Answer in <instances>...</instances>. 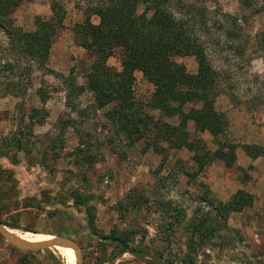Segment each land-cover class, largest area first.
Listing matches in <instances>:
<instances>
[{"label": "rangeland", "instance_id": "obj_1", "mask_svg": "<svg viewBox=\"0 0 264 264\" xmlns=\"http://www.w3.org/2000/svg\"><path fill=\"white\" fill-rule=\"evenodd\" d=\"M51 1L22 0L9 15L8 26L0 27V224L19 233L67 237L78 245L81 264H184V230L174 225L171 231L167 222L159 225L156 202H174L189 219L201 206L213 216L216 207L200 202L204 194L224 204L244 191L252 195V205L210 218L211 227L217 225L215 238L199 249L194 264H264V156L250 158L243 149H264V105L259 100L255 107L248 106L252 96L246 90L254 87L242 84L243 78L264 79V50L257 46L264 31V0H193L236 19L232 25L219 13L211 16L224 28L211 30L215 42L206 47L213 67L236 83L218 85L214 102L215 110L226 117L222 139L235 147V159L230 165L214 159L203 170L185 148L170 149L161 142L157 151L152 132L140 140L125 138L108 119L112 105L97 107L86 85L93 57L73 38L87 2L55 0L65 12L47 60L39 66L21 57L19 47L27 46L15 42L12 33H31L38 18L49 19ZM91 23L98 19L92 16ZM120 61L121 53L115 51L107 66L120 70ZM175 61L189 74L196 73L193 56ZM133 79L134 102L153 119L176 125V117L149 106L154 87L140 71L133 72ZM228 88L234 89L236 101ZM192 107L200 104L187 103L183 110ZM186 129L189 140L198 138L202 149L216 150L212 137L195 131L192 121ZM88 209L95 234L86 227ZM115 230L129 232V246L141 254L110 259L114 244L102 237ZM0 264L66 263L54 248L23 251L0 236Z\"/></svg>", "mask_w": 264, "mask_h": 264}, {"label": "trees", "instance_id": "obj_2", "mask_svg": "<svg viewBox=\"0 0 264 264\" xmlns=\"http://www.w3.org/2000/svg\"><path fill=\"white\" fill-rule=\"evenodd\" d=\"M83 1L87 2L82 8L84 18L74 26L73 38L79 47L93 57L86 75V85L93 93L98 108L112 105L107 116L116 126V130L131 141L140 140L146 133L152 132L155 139L153 147L157 151L160 152L157 146L161 142L167 144L170 149L185 148L193 152V160L200 170L214 159L230 165L235 159V147L222 139L227 121L223 114L215 110L214 102L219 94L218 85L236 83H233L230 74L217 71L213 67L206 47L209 42H215L211 30L214 27L224 28L220 21L215 22L214 17L212 22L211 16L219 13L232 25L236 24V19L226 13L210 11L204 5L199 7L193 0ZM20 2L22 0H0V27L8 26L9 15ZM50 10L51 17L47 20L38 18L33 32L12 33L15 42L27 46L19 47L21 57L30 60L32 58L39 66L47 60L56 31L62 26L64 18L65 11L60 2L51 1ZM92 16L98 19L95 25L91 23ZM227 34L233 36L232 39L236 37L230 31ZM257 46L259 50H264V31L257 37ZM115 51L121 53L120 70L107 66V60ZM185 56L195 58V74H189L182 64L175 61L176 57ZM7 67L12 70L11 65ZM135 70L140 71L146 81L154 87L149 106L168 118L176 117V125L153 119L134 102L132 84ZM243 79V85L254 87L246 90L252 96L248 100V106L255 107L257 101H262L260 105H264V79L258 76ZM233 91L232 88L227 89L230 98L236 101L237 97ZM187 103H199L200 107H192L185 112L183 108ZM28 119L34 120L33 113ZM188 121L194 123L195 131L207 132L212 137L217 144L214 152L202 149L198 138L189 140L190 133L186 129ZM26 128L29 129L27 126ZM243 149L250 158L264 156V149L261 147L245 145ZM139 200L147 202L145 197L140 196ZM204 201L207 208L216 207L213 208V216H210L212 212L209 209L203 213L200 205L189 219H186L185 210L179 209L176 204L173 205L174 202H156L155 212L160 214L161 220L159 225L163 226L167 222L165 226H169L171 231L174 225L177 231L179 228L184 230L187 248L182 259L184 264H194L199 249L215 238L217 225L211 227L210 218L241 212L252 205L253 197L247 192L238 191L224 204L209 200L205 194L200 198L201 203ZM87 212L86 227L90 233H94V216L90 209ZM128 234L129 232L115 230L102 237L109 244H114L110 259L122 254H141V251L129 246ZM103 262L102 260L99 263Z\"/></svg>", "mask_w": 264, "mask_h": 264}, {"label": "water", "instance_id": "obj_3", "mask_svg": "<svg viewBox=\"0 0 264 264\" xmlns=\"http://www.w3.org/2000/svg\"><path fill=\"white\" fill-rule=\"evenodd\" d=\"M0 236L7 241L11 246L16 249L23 251H40L49 249L55 246L62 248H70L75 256L74 264H81V251L78 245L71 239L67 237H54L52 239L42 241V242H28L19 238L17 235H14L9 232L7 228L0 224Z\"/></svg>", "mask_w": 264, "mask_h": 264}, {"label": "bare ground", "instance_id": "obj_4", "mask_svg": "<svg viewBox=\"0 0 264 264\" xmlns=\"http://www.w3.org/2000/svg\"><path fill=\"white\" fill-rule=\"evenodd\" d=\"M9 230V229H8ZM10 233L17 235L19 238L26 240L28 242H42V241H46L49 239H52L53 237L51 235H41V234H33L30 232H17V231H13V230H9ZM54 248V250L60 255V257H62L65 261L66 264H71L72 260H71V256L68 250H70L73 254V263H75V256L73 251L70 248H62V247H52Z\"/></svg>", "mask_w": 264, "mask_h": 264}]
</instances>
